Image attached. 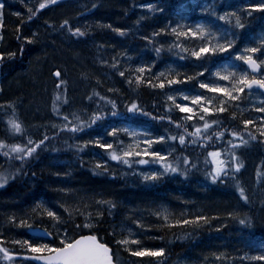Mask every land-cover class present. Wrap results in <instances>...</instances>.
<instances>
[{"label": "rangeland", "instance_id": "obj_1", "mask_svg": "<svg viewBox=\"0 0 264 264\" xmlns=\"http://www.w3.org/2000/svg\"><path fill=\"white\" fill-rule=\"evenodd\" d=\"M10 1L11 5H15V0ZM40 2L41 0H17V5L25 7V12L17 10L13 11L12 15L22 16L21 14H28L29 9L32 11L37 10ZM259 2L261 0H61L55 7L45 10L39 17V22H30L27 18L29 16H25V24L23 22L19 29L15 26L16 30L21 32L23 27V37L26 35L32 36L31 42L23 39V37L20 39L14 38L13 40L12 31H10L7 34L5 33L6 41L4 44L5 35L0 27V52L5 53L9 72L8 77L4 79L0 71V108H2L3 113L10 109L9 114L22 123L25 136L38 139V135L43 129H53V123L58 124L60 122L61 118L57 117L53 111L54 101L59 106L58 111L75 112L82 119H87L93 111L88 97L94 88L99 87L106 93L118 91V81L123 77L119 72L124 71L126 73L128 71L126 69L133 67L134 60H137V55L140 53L150 55L152 61L149 65L152 66V77L161 71L167 73L169 69L178 70L182 74L199 71L198 65L201 61L195 57H190L188 53L180 52L178 48H170L169 45L176 37L171 34L170 30L160 32V29H167L170 25L176 23L194 26L196 23H208L210 20H216V17L210 15V13L200 11V8H208L209 6L217 13L239 10L242 14V22L245 23V28L235 29L239 32V39L234 46L237 50L243 46L252 45L264 51V46L259 43L260 39L264 38V10L245 8L247 3ZM148 3L153 4L154 8L141 7V5ZM155 8H163V11H155ZM178 12L181 15H178ZM248 12H251V15L245 16ZM65 19L69 21V25L72 27H80L83 35H76L68 31V26L62 25V21ZM2 21L3 16L0 19V24H2ZM216 22L219 25H224V21ZM102 28L106 29L108 33H105L101 39L96 38L91 30ZM116 28H123L125 31L121 34L115 31ZM154 32L158 35L153 36ZM145 36L150 39H144ZM78 39L83 43H79ZM185 39L181 38L182 41ZM18 44H22V48L27 51V54L16 59ZM160 45H163V47L157 53L155 48ZM186 46L191 48L195 44L192 40H188ZM232 51V49H229V53ZM9 52L15 54L9 56L7 55ZM253 55L256 58L264 59L261 52ZM181 56L184 59H181ZM113 57L119 61L115 67L112 66ZM102 61L108 63H102ZM225 62H234L241 68L247 69L243 61H235L234 58L229 57L228 53H218L208 58L206 67L209 68V71L204 72L203 76L186 81L181 85L174 84L171 87H186L198 93H205L208 96H220L222 94L211 93L206 89L199 88L197 80H215L222 84H228V81H220L219 77L212 75V72ZM60 63L62 70L53 67L55 64ZM261 66L262 72H264V64ZM55 69H60L61 77H55ZM59 79H63L66 83L57 88ZM108 89H112V91H108ZM157 90L165 98L168 86L165 89L157 87ZM57 92L61 94L60 99L56 98ZM240 95L241 98L233 102L239 104L240 108L230 109V111L235 110L239 115L254 110V120L256 117L264 116V113L256 111L257 108L264 106V103H262L264 102V95L262 93L252 91L249 94L245 89ZM64 96L67 97V102L64 101ZM178 99L182 98L178 97ZM164 100L171 103L166 99ZM215 102L214 100L213 103ZM13 108L15 109L14 113ZM184 115L186 114L184 113ZM187 123L191 124L192 121ZM136 130L141 133L148 132L141 129ZM106 132L108 133V130ZM148 133L157 135L152 132ZM117 135L119 139L124 141L125 145L132 140V137L127 136L124 132ZM108 136L111 137L114 147H117L115 144L116 137ZM139 138L143 140L144 137L141 135ZM20 142L26 141L22 140ZM75 142L77 143L76 140ZM170 145H174L173 142H156L151 147L168 151ZM50 147V144L47 147L44 146L39 155L41 158L25 171L23 180L27 181L29 186H34L38 179V174L35 171L43 169V173L48 175L47 172L50 171L48 167L51 164L46 162L45 159H56L64 155L69 160L68 167L76 166L78 162L85 160L94 168L98 160H105L108 161L107 165L101 164L99 168L96 167L102 169L98 171L104 175L110 173L115 178L121 177L122 180L126 181H129L127 175H136L149 185L174 184L180 187L190 185V187L196 188L199 198L192 200L190 204L194 207L180 208L183 206L182 203L174 206L159 201L155 206L153 205L154 209L147 208V210H143L145 207L139 205L143 208L139 207L134 211L133 217L141 219V221L146 217L155 216L154 211L160 207H166L174 218H179L182 215L188 217L200 214L207 216L209 222L214 221L210 224L211 230L209 232V236L212 237L211 244L214 246L212 251L209 250L212 254H201L206 251L194 248L191 249L190 254L176 260L173 264H235L236 261L240 260L239 252L242 246L244 249L252 247L254 251H262L261 254L264 255V143L259 140L250 141L248 146L241 147L239 151L243 166L237 174L240 186L244 187L246 194L249 196L248 201L230 195H219L217 197L214 193L212 202H208L209 197L212 196V189L208 184L203 183L202 180L178 183L177 175L179 176V173H167L156 181H145L140 173L157 170L160 168L159 164H136L134 161L139 157L135 156L129 157L134 159L133 163L129 165L113 161L107 153H101V151L108 152L109 150L102 149L95 144L83 146L85 147L83 152L81 150L83 147H81L78 153L70 155L66 154L68 153L66 151L57 154V151H50ZM144 158L150 161L152 159L151 157ZM105 168H107V171L104 170ZM7 169L11 171L10 168ZM202 175L201 172L199 176ZM9 179L14 181V175ZM16 184L14 181V187L11 185V188L0 196V234L6 237L3 243L10 250L22 248L21 245L11 241L26 239V236L29 237L30 230L25 226H18L8 221L7 218L15 215L17 219H20L25 214L31 215V209L41 202H37L34 196L25 193L24 188H22L23 182L15 187ZM78 201L67 195L65 199L60 198L55 205L58 206L61 214H65L61 204L65 202L77 204ZM92 203L94 202H85L89 211H94ZM229 211L247 214L251 218V223L240 224L235 216L227 215ZM75 219L76 217L68 220L67 224L73 223ZM133 221L127 222L125 225L132 228L133 233L136 235L144 232V229L133 223ZM219 253H223V255L217 259L216 254ZM191 254L195 256H191Z\"/></svg>", "mask_w": 264, "mask_h": 264}, {"label": "snow or ice", "instance_id": "obj_2", "mask_svg": "<svg viewBox=\"0 0 264 264\" xmlns=\"http://www.w3.org/2000/svg\"><path fill=\"white\" fill-rule=\"evenodd\" d=\"M56 0H41L38 5V9H42L46 4L55 3ZM3 0H0V19L3 16ZM141 7L153 9L154 6L151 3L143 4ZM247 9H259L264 10V0L259 3H247L245 4ZM37 9V10H38ZM31 12L32 10L29 9ZM155 11H163V8H155ZM201 12L210 13L215 16L216 20H210L208 23H196L194 26H188L183 23H176L170 25L169 28H161L160 32L169 31L176 39L169 47H175L182 53H188L190 57H195L201 61L198 65L199 71L191 74L184 73L175 69H169L166 72L161 71L156 73L152 78H145L144 73L146 70L150 71L149 64H140L135 71H132L127 77L129 84L135 83L137 86L146 84L152 88L165 89L168 86V90L165 93V99L170 101V104H166L165 108L168 109V113L165 115H153L143 108L136 100L131 102H125V111H121L117 105V101L109 96L101 95L100 92L94 90V95L99 97L97 100V109L93 110L87 119H82L81 116L75 112H60L58 111V105L53 103V111L57 117H60V122L53 123L52 127L56 131L51 135L55 137L58 132L68 130L72 133L82 131L85 127H91L96 124L97 121H105L109 117H119L121 120H128L130 117L137 115H143L151 117L155 120H167L170 125L175 126L174 131H168L165 129V133L161 135H152L148 132H139L136 129L130 127H113L111 124L107 125L108 135L116 137L114 143L111 141H102L101 138L95 137L83 142L77 141L72 147H83L88 144L98 145L102 149H107L108 155L111 160L119 161L123 164L129 165L133 163L129 157H139L135 160L136 164H159L160 168L152 170L150 172H141L140 175L145 181H156L163 177L167 173H179L183 176H187L190 169L199 168L203 163L206 171L205 174L210 178L212 182L219 181L220 183L227 182L229 177H232L235 182L236 190L238 191L240 198L244 201L249 200V196L246 194L244 187L240 186V181L236 178V174L243 166V161L238 155V149L241 146H248L250 141H257L264 143V116L256 117L255 120H259L256 123L252 118H242L240 124L244 127L238 128L236 126H229L224 122V118L220 116H212L209 114H218L229 112L231 118L234 120L237 117V111L230 109H239V104L233 102L238 101L241 98V93L247 88L249 94L254 86L259 89H264V72H260V67L264 64V59L254 57V53L261 52L264 55V51L257 46L247 45L237 50L234 46L239 39V32L235 29L245 28V23L242 22V14L239 10H232L230 12L217 13L210 6L208 8H200ZM181 15V13H177ZM19 15V13H17ZM35 15V12H32ZM251 15V12L245 14V16ZM29 20L31 16L27 17ZM216 21H224V25L217 24ZM62 25L68 26V31L76 34L83 35L80 27H72L69 25L67 19L62 21ZM2 27V24H0ZM20 25H17L19 29ZM116 32L124 33L125 29L116 28ZM153 36L158 33H153ZM181 38H186L181 40ZM23 39L31 42L32 36H24ZM144 39L149 40L148 36ZM188 40H192L195 46L189 48L187 45ZM198 41V43H196ZM260 45L264 46V38L260 39ZM163 45L155 48L157 53L160 52ZM229 49L233 51L229 53ZM218 53H228L229 57L234 58L235 61H243L247 65V69L241 68L239 65L225 62L222 66L217 67L212 75L219 77L220 81H228V84H222L218 81H206L205 79L197 80L198 86L201 89H207L211 93L222 94L220 96H208L205 93H198L188 88H172V85H181L186 81H191L196 77L203 76L204 72L209 71L206 67V62L209 57L215 56ZM15 53L9 52L7 55L12 56ZM5 55L4 52H0V57ZM181 59H184L181 56ZM102 63H108L102 61ZM119 61L113 57V67L118 64ZM119 74L124 76V71H120ZM55 77H61L60 69L54 70ZM66 81L59 79L57 88L61 84H65ZM66 91V89H65ZM112 91V89H108ZM92 94L89 95L91 99ZM57 99L61 98V94L57 92ZM182 98V99H178ZM67 102V97H63ZM216 101L213 103V101ZM100 101H104L101 106ZM190 102V103H189ZM10 103V102H9ZM264 103V102H262ZM107 108L108 110H104ZM178 109L179 112L186 115L180 116L178 119H173L170 114L172 109ZM242 111V110H241ZM256 111L264 113V106L259 107ZM15 109L13 108V113ZM192 121L191 124L187 123ZM7 124L13 133L20 134L21 138L26 142H12L9 143L5 139L0 138V153L8 158L9 162L12 160L20 161L21 166L27 158L32 157L37 148L45 144V141L49 140L47 131L43 134L42 139H33L31 136L24 135V127L22 123L14 116H10L7 120ZM252 127L249 128L248 126ZM215 126V127H213ZM254 129V130H253ZM124 132L127 136L132 137L131 142L127 145L124 141L119 139L118 133ZM225 132L229 133L225 138ZM143 135V140L139 137ZM247 137V138H246ZM224 141L223 148H209L208 142ZM156 142H178L177 145H170L168 151L153 149L151 146ZM196 145L198 148L205 149V156L203 162L198 156H192L186 151H180L176 155V147ZM47 147V145H45ZM55 150V149H53ZM222 151L224 155H222ZM144 157H151V161ZM171 157V159H169ZM210 158V159H209ZM101 164L107 165L108 161L98 160L96 167L99 168ZM210 165V166H209ZM107 171V168L104 169ZM20 171V167L8 169L0 168V185H3L7 180ZM114 174V173H113ZM259 176V173H258ZM63 191H70L69 189H63ZM97 204H107L108 214L112 215L111 209L115 208V204L111 200H98ZM64 213L53 210V208L46 205L37 203V205L31 209L33 215L25 214L23 218L17 219L15 215L9 216L8 221L15 223L18 226L27 227L32 233L31 239H17L11 241L12 243L21 245L22 248H26L24 253H18L10 250L4 246L6 237L0 234V254L3 259L8 260L11 264L13 257L18 255L29 256L38 261H44L45 264H120L118 257V250L114 251L112 244L120 245L123 250L131 253L137 257H160L165 253L164 247H149L141 244V237L133 233L132 228L127 227L124 223L120 224L119 230L113 226L111 234L115 236L112 244L106 241L97 231H84L85 229H93L95 224L99 223L98 219L104 215V212L99 208L94 211L88 210V205L81 199L77 204H68L67 202L61 204ZM159 217L162 223L158 226L172 227L174 225H187L190 223L205 221L208 217L204 215H194L191 217L174 218L173 214L166 208L160 207L153 213ZM228 216H235L239 223L250 224L251 218L247 214L234 213L232 211L227 212ZM75 216H82V222H75L73 220V228L70 230L65 225L68 220L73 219ZM38 217V219H37ZM140 228L152 227V225L144 224L141 219H135L133 221ZM130 245H137L133 248ZM217 259L223 255V253L216 254ZM254 259L264 260V255L254 257Z\"/></svg>", "mask_w": 264, "mask_h": 264}, {"label": "trees", "instance_id": "obj_3", "mask_svg": "<svg viewBox=\"0 0 264 264\" xmlns=\"http://www.w3.org/2000/svg\"><path fill=\"white\" fill-rule=\"evenodd\" d=\"M3 22H2V32L5 35L4 44L6 41V34L12 31V37L20 39L23 37V27L22 32L20 30H16L15 26L18 24L21 25L23 22L25 24L26 17L31 16L30 22L36 23L39 22V17L45 11L33 10L29 12L27 15L21 14L22 16L12 15L13 11L20 10L25 12V7H20L17 5V0H15V5H11L10 0H3ZM32 12H35V15H32ZM264 15V14H263ZM29 21V19H28ZM24 26V25H23ZM94 33L96 38H102L105 33H108L106 29H96L91 30ZM6 33V34H5ZM79 41V39H78ZM79 43H83L79 41ZM18 49H16V59H19L20 56L27 54L26 50H23L22 44H18ZM151 58L149 54L140 53L137 55V60H134V65L128 70L123 77H121L118 81L119 90L114 93H106L104 90L99 87H95L94 90L101 93V95L109 96L117 101V105L121 111H125V102H131V100H136L143 108H145L148 112L153 113V115H165L168 113V109L165 108L166 104H170L166 102L163 94L157 90V88H152L146 84H141L137 86L135 83L129 84L127 82V77L132 71L140 64H149ZM136 62V63H135ZM54 68H61V63L53 66ZM51 67V69H53ZM0 68L2 78H7L9 75L8 72V62L5 56L0 57ZM152 66L149 70H146L144 73L145 78H152L151 76ZM94 90L90 94H92L90 101V105L93 107V110L97 109V100L99 97L94 95ZM207 90V89H206ZM208 91V90H207ZM57 98V97H56ZM104 101H100V105L102 106ZM123 104V105H121ZM9 111L2 112V108H0V138L5 139L7 142H20L23 139L20 134L13 133L10 130V127L7 124V120L11 114ZM104 110H108L105 108ZM254 110H251L245 114H239L233 120L230 116L229 112L213 114L212 116H220L224 118V122L231 126H236L238 128L244 127L240 124V120L242 118H254ZM173 119H178L180 116H183L184 113L179 112L178 109L173 108L171 113ZM256 123H259V120H255ZM111 124L113 127H124L129 126L135 129H141L144 131L152 132L157 135H161L165 133V129L168 131H174L175 126L170 125L167 120H155L148 116L137 115L135 117H130L128 120H121L119 117H109L105 121H97L96 124L91 125V127H85L82 131H78L72 133L68 130L60 131L57 133L55 137L51 135L52 132L56 131L55 128L48 129L45 128L38 135V139H42L43 134L47 131L49 135V140L45 141L44 145H41L37 148L36 152L32 157L27 158L25 162H23L21 166L20 161L12 160L9 162L8 158L5 157L2 153H0V168H12L20 167V171L15 172L14 181L17 187L21 182H23L22 188H24L25 193H28L34 196L37 202L41 201L42 205H46L48 207L53 208L59 212L58 206L55 203L60 199H65L67 195L70 198H74L77 200H83V202H94L92 203L93 209L99 208L104 212L102 217L94 219H98L99 223L95 224L93 229H88L84 231H97L106 241L112 242L115 239V236L111 234L113 226H115L116 230H119L121 223H127L132 220H135L133 217L134 211L139 207L143 208V210H147V208L154 209L157 202H166L170 205L178 206L181 203L183 204L180 208L185 207H194L190 206L192 200H197L199 198V193L196 188L190 187V185H183L180 187L179 185L174 184H165L158 185L153 184L149 185L142 181L141 178L134 175H127L129 181L122 180L121 177L115 178L112 174L104 175L100 172L102 169H97L96 167H92L87 161L78 162L76 166L68 167V158L62 155L61 157H57L56 159H45L46 162L50 163L49 170L47 172L48 175L43 173V169L41 171H35L38 174V179L36 180L34 186H29L27 181L23 180L24 173L28 170L37 160L41 158L39 155L41 154L42 149L45 145L50 144V151L60 154L63 151H66L68 155L78 153L79 148L81 147H72L75 145L76 141H86L93 139L95 137H99L102 141H112L111 137L108 136L106 132L107 125ZM215 127V126H213ZM249 128L252 126L249 125ZM254 130V129H253ZM118 134H122L119 132ZM229 133L225 132V138H227ZM126 137V136H122ZM247 138V137H246ZM224 141L219 142H208V147L223 148ZM174 145H177L178 142H173ZM90 145V144H88ZM244 147V146H241ZM85 147L81 150L83 152ZM176 155L180 151H186L188 154L192 156H198L200 160L203 162L205 156V149L198 148L196 145H187L178 146ZM55 149V150H53ZM238 150V155H239ZM101 153H108L107 151H101ZM222 155H224L222 151ZM130 159V158H129ZM210 159V158H209ZM134 161V159H130ZM38 166V165H37ZM210 166V165H209ZM100 170V171H98ZM205 167L203 163H201L199 168L190 169L187 176L177 175L178 183H187L190 180H202L203 183L208 184V186L212 189V196L209 197L208 202H212L213 196L216 193L217 197L219 195H230L235 196L236 198H240L238 191L236 190L235 182L232 177H229L227 182L220 183L212 182L209 177L205 174ZM203 173L202 176H199L200 173ZM236 178H238V174H236ZM13 179H8L6 183L0 185V196L5 194L10 188L11 185L14 184ZM161 183L160 181L158 182ZM192 186V185H191ZM14 187V185L12 186ZM63 189H69L70 191H63ZM198 195V196H197ZM91 199V201H90ZM98 200H111L112 203L115 204V208L111 209L112 215L108 214V205L107 204H97ZM145 204H147L145 206ZM206 204V203H205ZM211 204V203H208ZM142 205V206H139ZM154 205V206H153ZM205 207V205H204ZM140 208V209H141ZM193 209V208H192ZM207 214V212H206ZM33 215V214H31ZM200 215V214H194ZM192 215L188 216L191 217ZM75 222H82V216H75ZM186 217V216H184ZM38 219V217H37ZM147 219V220H146ZM142 222L146 225H152V227L142 228L144 232H140L137 235L141 237V244L149 247H164L165 253L160 257H137L133 256L131 253L123 250V247L120 245L112 244L114 251L118 250V257L120 260V264H173L176 260L190 254L191 249L198 248L203 251H206L201 254H212L213 244L212 237L209 236V232L211 230V225L214 221L207 222L198 221L194 223H190L187 225H174L172 227L168 226H158L162 223L159 217L149 216L146 217ZM70 230L73 228V223L66 224ZM139 229V227H137ZM31 238L30 236H26V239ZM135 248L137 245H130ZM211 250V251H209ZM13 251L18 253H24L27 251L26 248H14ZM262 251H254V249L249 247V249H244V247H240V260L236 261L235 264H264L263 260L254 259V257H258ZM191 256H195L192 255ZM0 264H9V261L3 259L2 254H0ZM11 264H33L29 261H24L22 259L12 260Z\"/></svg>", "mask_w": 264, "mask_h": 264}, {"label": "bare ground", "instance_id": "obj_4", "mask_svg": "<svg viewBox=\"0 0 264 264\" xmlns=\"http://www.w3.org/2000/svg\"><path fill=\"white\" fill-rule=\"evenodd\" d=\"M59 1H61V0H56V2L55 3H52V4H49V5H46L44 8H42V9H40L41 11H44V10H49L50 8H53V7H55L56 6V4L59 2ZM246 68H247V65H246ZM249 72H251V70L250 69H247ZM260 72H262V66L260 67V70H259ZM57 78V77H56ZM246 91L247 92H249V90L246 88ZM252 92V91H251ZM258 92H260V93H262L261 91H258ZM263 95H264V93H262Z\"/></svg>", "mask_w": 264, "mask_h": 264}, {"label": "water", "instance_id": "obj_5", "mask_svg": "<svg viewBox=\"0 0 264 264\" xmlns=\"http://www.w3.org/2000/svg\"><path fill=\"white\" fill-rule=\"evenodd\" d=\"M253 88H256L257 90H259V91H261L262 93H264V89H259V88L256 87V86H254ZM31 235H32V233H31ZM25 259L31 260V261H33V262L36 263V264H45L44 261H38V260L33 259L32 257H27V258H25Z\"/></svg>", "mask_w": 264, "mask_h": 264}]
</instances>
